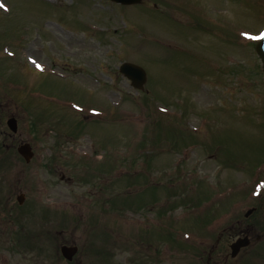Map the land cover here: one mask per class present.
Returning a JSON list of instances; mask_svg holds the SVG:
<instances>
[{
	"label": "rangeland",
	"instance_id": "374dc122",
	"mask_svg": "<svg viewBox=\"0 0 264 264\" xmlns=\"http://www.w3.org/2000/svg\"><path fill=\"white\" fill-rule=\"evenodd\" d=\"M107 1L0 0V130L13 115L8 143L34 152L2 170L25 201L0 214V264H264V0ZM125 62L145 71L143 91ZM87 163L110 170L103 195L78 182ZM124 191L151 208L102 203ZM23 232L35 244L13 248Z\"/></svg>",
	"mask_w": 264,
	"mask_h": 264
},
{
	"label": "flooded vegetation",
	"instance_id": "af4514ba",
	"mask_svg": "<svg viewBox=\"0 0 264 264\" xmlns=\"http://www.w3.org/2000/svg\"><path fill=\"white\" fill-rule=\"evenodd\" d=\"M0 105H2V104L0 103ZM3 114H4V110L0 107V117ZM9 119H15L16 120V118L13 115L8 116L5 120V126H6V122ZM16 133L17 132L11 133L7 129V127L4 131V133L2 132V130H0V194L2 193V184L4 186H6V184H7L5 192L2 196V198L0 199V214L3 217L9 216V218H7L8 221H12V218H11L12 212L17 209L16 208L17 206L21 207V205L25 201V192L22 189L21 190L16 189L15 185L17 183H15L12 180H9L7 182V180H3L4 176H2L3 168H5V171H7L8 169H11L16 164L15 158H18V159L20 158L19 155L17 154V148L19 146L16 147V144H11V143L9 144L8 143V139H11ZM12 142H13V138H12ZM32 153H33V158H34V152L32 151ZM19 160L23 162V160L21 158ZM54 163L55 162H53V164ZM28 164H25V165H28ZM54 172H55V168H54V166H52V173L54 174ZM63 181H64V176L62 175L60 178V182H63ZM12 184L14 186H12ZM28 184H30V183H28ZM16 194H18V195L16 196ZM13 219H16V217H14ZM1 224H2V222L0 220V225ZM18 245H20L22 247L29 246L27 241H24V242H17L16 241L13 245V248L17 247Z\"/></svg>",
	"mask_w": 264,
	"mask_h": 264
},
{
	"label": "water",
	"instance_id": "95a60500",
	"mask_svg": "<svg viewBox=\"0 0 264 264\" xmlns=\"http://www.w3.org/2000/svg\"><path fill=\"white\" fill-rule=\"evenodd\" d=\"M113 2L122 4V5H132L138 4L141 0H111ZM256 53L258 54L261 62L262 69L264 73V36L263 38L256 44L255 47ZM118 71L123 75L127 80L130 81L131 86L136 90H142L143 86L146 82L145 72L138 66L133 64L124 63L119 68ZM7 126L12 132H16V122L13 119L7 121ZM18 153L25 159L26 162L30 160L32 157V153L28 145L20 146L17 149ZM252 211H248L245 214V217L251 214ZM249 244L247 238L237 239L234 243L230 245L231 254L230 256L234 258L241 248L247 247ZM60 252L63 257L67 260H71L72 256L76 253L75 247H66L63 246L60 248Z\"/></svg>",
	"mask_w": 264,
	"mask_h": 264
},
{
	"label": "snow or ice",
	"instance_id": "6c2138e0",
	"mask_svg": "<svg viewBox=\"0 0 264 264\" xmlns=\"http://www.w3.org/2000/svg\"><path fill=\"white\" fill-rule=\"evenodd\" d=\"M0 7H4V5L0 4ZM245 35H249V34L246 33ZM261 36H264V33H262ZM250 38H257V37H250Z\"/></svg>",
	"mask_w": 264,
	"mask_h": 264
},
{
	"label": "trees",
	"instance_id": "16d2710c",
	"mask_svg": "<svg viewBox=\"0 0 264 264\" xmlns=\"http://www.w3.org/2000/svg\"><path fill=\"white\" fill-rule=\"evenodd\" d=\"M182 205H185L184 203H182ZM209 223V222H208ZM264 224V223H263ZM259 228H261V226H259Z\"/></svg>",
	"mask_w": 264,
	"mask_h": 264
}]
</instances>
